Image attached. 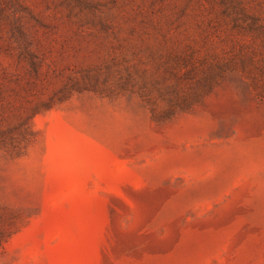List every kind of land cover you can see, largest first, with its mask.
<instances>
[{
    "label": "rangeland",
    "instance_id": "rangeland-1",
    "mask_svg": "<svg viewBox=\"0 0 264 264\" xmlns=\"http://www.w3.org/2000/svg\"><path fill=\"white\" fill-rule=\"evenodd\" d=\"M0 264H264V0H0Z\"/></svg>",
    "mask_w": 264,
    "mask_h": 264
}]
</instances>
